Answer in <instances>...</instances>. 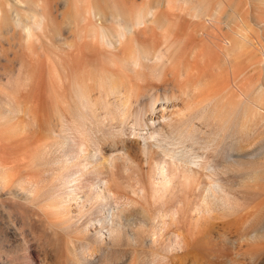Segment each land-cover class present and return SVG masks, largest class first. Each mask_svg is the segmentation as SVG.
Returning a JSON list of instances; mask_svg holds the SVG:
<instances>
[{
	"label": "rangeland",
	"instance_id": "rangeland-1",
	"mask_svg": "<svg viewBox=\"0 0 264 264\" xmlns=\"http://www.w3.org/2000/svg\"><path fill=\"white\" fill-rule=\"evenodd\" d=\"M16 6L20 8L18 9ZM151 8L155 10L154 16L149 17L150 19L145 25L134 28L130 37L140 47L152 50H164L167 43L173 42L178 50L177 56L180 64L176 71L170 65L156 63L150 65L146 62L133 69L131 66L121 63L123 57L121 48H109L102 41L104 32L117 30L130 21L132 14ZM198 9L211 14L214 21L203 23L201 19H192L187 14V12ZM0 11L2 12L0 15V156L6 157V153H8L9 158L15 160L20 154L18 157L20 159H16V164L13 163L15 165L13 173H17V175L13 176L14 179L11 178V182L0 184V264L90 263L82 256H88L91 249L88 252L85 251L86 253L82 252L78 241L85 239L92 242L91 235L94 233L92 227L90 226L89 233H85L82 229L80 231V227L72 226L70 224L72 221L63 223L59 217L53 216L54 214L49 211L53 210L51 204L56 202L54 199L56 196H51L55 192L58 197L65 196V193H61L66 190L68 183L60 177L62 169L64 167L67 169L63 171L67 175L76 170L73 172L78 179L75 181L71 176L69 180L70 184H73L74 192L81 197L82 202L72 201L69 214L73 220L77 218H82V221L90 219V224L96 223L97 216L92 208L94 203L97 204L94 201V197H96L94 184L99 183L104 175L98 176L96 173L86 172L79 164L77 156L83 153L85 143L88 144V142L91 143L90 147L93 146L91 149L97 151L99 159L101 157L100 150L103 154L120 147L119 149L124 152L127 151L128 154L130 152L131 158H129L132 160L124 163L127 167H122V162L118 163L120 165L116 167L117 169H113L118 170L124 179L130 177L132 178L130 180L135 181L138 178L141 182L137 180L133 181L134 185L132 183L136 189H141L143 186L146 189L148 187L152 189L150 184L154 182V180L152 181L153 173L147 170L148 167L151 169L150 155L148 156L146 153L143 155L144 152H141L143 149L142 135L146 136L150 129L143 126L142 123L139 125L137 123L138 120L140 123L148 116V113L147 115L142 113L151 96L158 99L156 104L158 112L153 115L154 120L162 114L167 116L172 114V117L183 119L184 112L183 115L180 113L187 102L192 104L218 96H226L231 102H235L239 94L238 90H244L251 95L253 86L264 85V26H259V23L264 22V0H171L169 4L168 0H0ZM93 11L99 14L93 16ZM197 23L201 25L199 26ZM195 24L197 27L199 26L198 31ZM203 26L205 30H203ZM28 30H31L32 34L29 35ZM186 31L190 32L185 35ZM200 31H203L202 34ZM194 32L198 35H194ZM229 42L233 47L231 49L230 46V49L227 50ZM197 49L200 51L199 56L197 60H193L191 54ZM225 53H228L230 62L223 64ZM108 77L110 81L107 79ZM99 78L106 79L102 86L98 84ZM110 82L117 84L121 93L124 92L123 95L118 96V94L110 93L108 90ZM191 84L193 86L199 84L201 93L195 94L188 100L182 96L181 92L192 86ZM78 90L79 92H77ZM124 95L132 96L129 100L130 110L136 116H131L129 121L127 120L128 122L122 123V125L117 117L119 112L114 105ZM167 95L168 98L172 95L169 98L170 101L166 97ZM22 96L31 111L45 113L49 117L47 121L50 122L44 120L32 122V124L25 118L28 120L27 122L22 115L13 117V113L6 111L16 107ZM86 96L94 101L93 105L86 104L84 98ZM91 108L93 111L90 110ZM261 110L260 113L258 112L259 115L254 113L252 116L250 115L251 117L249 116L248 125L252 130L249 129L246 136L244 135L247 141L244 138L245 148L242 153L249 154V156L247 155L249 158L263 145L258 141L264 139V130L261 132L255 130V128L259 129V124L261 126L264 124V108L261 107ZM108 112L113 113L108 114ZM60 115L68 124L69 137L72 136L71 140L74 139L67 148V153L69 152L70 156L72 155L70 153H74L70 158L75 159L69 164L53 163L51 160L54 153L50 151L47 159L42 158L38 162L39 165L37 163V168H39L37 179L41 184L39 191L29 193L30 195L22 192L23 189H20L21 186L16 183H18V179L24 177L23 171L27 166V159L34 154L35 145L44 146L46 142L52 141L48 130L53 127V123L60 124ZM104 115L108 117L105 118ZM10 116L11 118H9ZM77 116L79 117L77 118ZM18 117L20 119L23 117L21 120H24V122L22 121L25 124L24 128H20L16 124V120H20ZM194 124L198 129L197 139L205 137L208 132L206 124L198 120H195ZM40 128L41 132L32 139L30 148L23 149L24 147L21 146L19 150H23L22 152L12 150L13 146L8 143L10 139H13L12 137L30 136L31 133L40 131ZM162 132H165V135L168 134L166 131ZM162 132H160L161 135H164ZM217 138L213 142L214 146L212 145L209 150L202 151L205 148L200 147L199 143L195 144L192 150H195L197 154L203 153L204 160L213 166L208 171V175L215 174L212 177L221 182H229L230 178H232L230 181L235 180L236 175L232 173L234 177L231 173L232 176L229 173L225 174L221 167V150L224 152V149L228 148V139L226 138L224 143L219 137ZM1 145H4L6 149ZM38 145L37 147H40ZM2 148L5 149L4 152ZM151 149L152 156L153 153L156 156V148ZM217 150L220 151L221 156L215 152ZM236 154L235 152L234 155ZM249 158L247 160L253 161ZM260 158L255 160L260 161ZM135 162L138 165L134 164ZM135 165L140 169V172L138 168H135ZM124 167L126 168L122 170L121 168ZM16 168L18 169L16 170ZM129 169L132 171L129 172ZM143 169L144 172H142ZM146 170L149 176L148 178L144 177L147 178L146 180L150 178L148 184L143 177ZM133 171L136 172L133 173ZM123 173L124 175L127 173L125 177ZM134 176L136 178H133ZM16 178H18L17 181ZM142 182L146 183L148 187ZM262 182L264 179L260 180V183ZM99 187L102 188V185L99 184ZM150 189L147 190L145 198L143 195H141L143 198H139V195L135 196L130 193L132 200H126L123 195L113 202L114 208H126L125 216H127L124 219L125 221L130 220L133 228L139 227V216L142 214L151 218L156 215L159 208L164 212L165 208L174 204L184 206V210L187 212L190 207L202 200L197 193L189 199L185 198L184 190L186 188L182 187L180 190L183 189V192H178L179 188H177V192L172 193H176L173 196L170 195V192V196L165 193L164 196L161 195V198L155 194V197H158L155 202L154 194L152 195L153 192ZM200 192L201 190H198V193ZM179 199L181 202L178 201ZM64 206L66 205L64 204ZM164 220L166 225L162 229L155 230L154 243L151 241L148 244L141 241L136 244L125 242L118 246L116 251L112 250L109 251L110 254L108 252L104 255H101L97 250L94 252L92 250L89 256L96 255V262L90 264H169L168 258L181 249L176 250L175 246L177 247V245L170 242L169 230L171 228L167 225L169 218ZM64 224H67L68 227L65 228ZM255 244V242L250 243V248H254ZM256 249L258 248L256 247ZM239 252H242L239 257L243 260V264L254 263L252 250H245L242 245ZM80 253H85V255ZM256 263L264 264V254L256 260ZM187 264L191 263L188 261Z\"/></svg>",
	"mask_w": 264,
	"mask_h": 264
},
{
	"label": "bare ground",
	"instance_id": "bare-ground-1",
	"mask_svg": "<svg viewBox=\"0 0 264 264\" xmlns=\"http://www.w3.org/2000/svg\"><path fill=\"white\" fill-rule=\"evenodd\" d=\"M169 2H171V0H168V4ZM145 10H139L136 13L132 14V18L130 19V21L126 25L123 24L122 26H120L117 30L112 31V32H104L102 34V41L109 48H114V49L121 48L123 51V57H122L121 63L127 64V66L129 65L133 69L140 67L143 63L146 62V63H150V65L155 64V63L159 65H170V66H173L175 68L174 71H176L179 68L180 64L178 62V56H177L178 50H177L176 45L173 42L168 41L169 43H167L164 50L163 49L162 50H152V49H148L145 47H140L132 39V37H130V34L134 28L145 25L148 22V19L154 16V11H155L154 8H151L149 10L147 9V11ZM1 13L2 12L0 11V15ZM92 14L93 16H97L99 13H96L93 11ZM187 14L192 19L193 18L201 19L203 23H211L214 21L211 18V14L209 15L208 13H205L204 11H199V9L193 12H187ZM215 14H217V12H215ZM37 22L39 21L37 20ZM197 25L200 26L201 24L197 23ZM199 26L197 27V29L195 27L197 31H198ZM259 26H264V22L259 23ZM36 30L38 32V29ZM40 30L42 31V29ZM203 30H205L204 26H203ZM197 31L196 33H198ZM189 32L186 31L185 35L188 34ZM202 32L200 31L201 34ZM28 33L29 35L32 34L31 30H28ZM196 33L194 32L193 34L196 35ZM99 37L101 38V35ZM188 37H191V36H188ZM230 46H231V43L229 42L228 48L224 46L223 47L229 50ZM232 47L233 46H231V49ZM199 52L200 51H198V49L196 51H193V53L191 54V58L193 60H197V57L199 56L198 54ZM224 56H225V59L223 61V64L229 63L230 57L228 56V53H225ZM107 79L110 81L109 77ZM105 80H106L105 78L103 80L102 78H99L98 79L99 86H102V84L106 82ZM253 88L254 89L252 90V92H250L252 93L251 95L249 94V92L247 94L244 90H238L239 94L237 95L236 97L237 99L235 102H231L229 99H227L226 96L209 97L207 99H204L202 101H197L196 103H192V104L187 102V104L185 105V108H182L184 111L180 109L181 113L179 112L180 114L184 112V115L182 114L184 116L183 119L182 118L179 119L178 117L177 118L172 117L171 116L172 114L168 116L162 114L159 118L154 120L153 115L156 114V112H158L157 107H156L158 99L156 100L155 97L151 96L146 102L144 109H143V113H142L143 115H147L148 113V116L146 117L145 120L143 119L142 121H140V123H139V120L137 119L138 120L137 123L138 125L142 123L143 126H146L148 129H150V131L148 132V134H146V136L142 135V141H143L142 150L144 151L141 150V152H144L142 153L143 155L145 153L148 156L150 155L149 157L150 161L149 160L148 161H149V165L151 166V169L148 167L147 170H150L149 172L152 171L153 173L152 181L154 180V182L150 184L151 185L150 187L152 189H150L147 186L149 179H150L149 178L148 180H146L149 176V174L147 173L148 172L147 170H146V174L143 175V177L144 176L147 177V178L144 177L146 181L143 180L147 182V184L146 183L144 184V182H142V184L146 185L148 189H146V187L144 186L141 188L140 185L138 186H140L139 188L141 189H136L133 186L134 180L133 181L130 180L132 178L129 177L128 179L126 177V179H124L119 174L118 170H114V169H117L116 167H119V165L122 162H123L122 164V167H123V166H126L124 165L126 161L132 160L130 159L131 158V155H129L130 152L129 154L127 151L124 152V150L119 149L120 147L117 148V150H115L116 149L115 148L114 150H110V152L108 153L104 152L103 154H102V150H100L101 157L99 159L97 158L98 156L97 151L91 149L93 148V146L90 147L91 143L89 144V142L87 141L88 144L85 143V147L83 148V150L80 148V150H82L83 153L77 156L79 157V160H78L80 162L79 164L80 166H82V168L86 172L96 173V175L98 176L104 175L103 178L100 179L99 183L94 184L96 186V190H95L96 197H94L95 199L94 201H96L97 204L94 203L92 208L95 211L96 216H97L96 218L97 224L96 223L90 224L89 222L90 219L86 221H82L81 220L82 218L81 219L77 218L73 220V217L70 216L69 211H70L71 202L78 201V203H80V201L82 202V199L80 196H78L74 192V188H72L73 184L71 185L70 180H69L70 179L69 177L71 176L74 178L75 181L78 179L76 177V174L74 173L76 170L75 171L73 170L74 172L70 171L71 173L67 175L63 173V171L66 169L65 167L62 169L60 177L63 180H65L66 183H68L67 184L68 186L66 190L64 189L66 192L64 190H63L64 192L59 190L62 192V193L60 192L61 194L65 193L64 194L65 196L63 197L61 195L62 198L60 196L58 197L57 195H55L56 192L53 193L54 194L53 196L50 195L51 197L56 196L54 198L56 202L51 204V207L53 210L49 212L51 214H54L53 216H55L56 218L59 217L63 223L72 221V223H70L72 226L80 227V231L82 229V231L83 232L85 231V233H89V228L90 226L92 227L93 232H94L91 235L92 242H89L90 240L87 241L85 239L78 241L80 243V246H81L80 250H82V252L83 251L88 252L91 249V251L93 250L92 252L97 250L101 255H104L108 253L109 251H112V250L116 251L117 247L124 244L125 242L136 244L141 241V242H145L146 244H148L151 241L154 243V234L156 233L155 230L162 229L163 226L166 225V221L164 219L169 218V220L167 221V225L168 227L171 228L169 230V235H170L169 237L171 239L170 242L171 243L173 242L174 244L177 245V247L175 246L176 250L181 249V251L173 254V256L168 258L167 262L169 264H187L188 261L191 264H243V260L240 259L239 257V255L242 254V252H239L240 247H242V245L245 247V250L253 251V257H252V259L254 260L253 264H257L256 260L262 254H264V242H263V239H264V182H262L263 184L260 183V180L264 179V159H262L264 157V139L258 141V143H263L262 148L261 149L259 148L260 150L258 149L259 151L251 155L250 158L247 157V155L249 156V154L242 153V151L244 150L243 148H245L244 138L246 134L248 133V131H250L249 129H251L250 125H248V120L254 113L259 115L258 112L260 113L263 110V109L261 110V107L264 108L263 107L264 106V85L262 84L258 86H253ZM108 90L110 93L114 95L118 94V96L123 95L124 93V92L121 93V89L119 88L117 84H111V82H110V86ZM77 92H79V90ZM181 93H182V96H185L186 99L189 100L195 94L199 95L201 93V88L199 84H196L195 86L192 85V86L187 87ZM248 95L250 96V98ZM129 96L127 97L126 95H124L121 98L119 97L120 99L118 98L119 100L116 103L114 102L116 104L114 106H116V110H118L119 112V116L117 117H119L120 119L119 122H121V124L122 123L125 124V122H128L131 116H134V117L136 116V114L130 110L131 106H130L129 100L132 96L131 95ZM166 97L168 98V95ZM84 98L86 99L85 102L87 105L94 104V101L89 96H86ZM17 104L18 105H16V107L6 110L9 113H13L14 114L13 117H15V115H22L24 119L27 118L28 120L31 121V123L32 122L36 123V122H40L44 120L47 121L49 119V117L45 113H40L39 111H31L30 107H28V103H26L23 96L21 97V99H19ZM90 110H92V108ZM185 111H187V113H185ZM110 113H113V112H110ZM110 113L108 112V114ZM149 114H151V116H149ZM260 115L262 116V114ZM78 117L79 116H77V118ZM104 117L106 118L108 116L104 115ZM9 118H11V116ZM18 118L20 119V117ZM20 120L19 121L16 120V124L18 125V127L20 126V128L21 127L24 128L25 124L22 123V121L24 122V120H21V121ZM195 120L203 122V124H206V128L208 127L207 135H205V137L203 136L201 139H197V136H196L198 129L196 125L194 124ZM59 121H60V124L58 123L55 124L52 122L53 127L50 128L51 130L50 129L48 130L50 131L52 141L46 142L44 146H40V144L39 145L37 144L40 147H37V145H35L36 149L34 150V154L30 156L29 159L26 158L28 161L26 162L27 166L25 168V171H23V173H25L24 177L20 180L16 178V181L18 179L17 181L18 183H16V185L18 184V186H21L20 189H23L22 192L24 191L25 193L29 194L32 192L39 191L41 184L39 180L37 179V174L39 173V172L37 173V170L39 169L37 168V163L42 158L47 159V156L49 155L48 153H50V151L54 153V156L53 157L51 156L52 157L51 161L53 163L63 162V164L64 163L69 164V163H72L71 161L75 159L73 157H72L73 159L70 158L74 153H70L72 154L71 156L68 154L69 152L67 153V150H68L67 148L71 145V143L74 140V139L71 140L72 136L70 138L68 135V132H67L69 131L68 124L64 121L62 115H60ZM47 122L49 123L50 121H47ZM81 124L83 123L81 122ZM259 125H260V127H258L259 129L255 128V130L261 132L262 130H264V124H262V126L261 124ZM84 126H81V127H84ZM162 131H166L168 132V134L165 135V132L163 133ZM40 132H41V128H40V131L37 130L34 133H31L30 136L26 135L23 137H12L13 139H10L9 142L8 141L6 142H8L10 145L13 146L12 150L22 152L23 150L20 151L21 149L19 150V148L21 146L24 147L23 149H25L26 147L30 148L29 146H30L32 139H34L36 135L39 134ZM160 132H162L165 136L161 135ZM217 137H219L222 141H224L226 138L228 139V148L226 147L224 149V152H222L221 150L222 156L220 154V151L217 150L215 152H217V154L219 153L220 156L222 157L221 158L222 159L221 161L222 171L227 175L228 173L229 175L233 173L234 175L237 176L235 180L233 179L234 181L233 180L230 181L232 179L230 178V180H228L229 182H221L219 179L212 177L215 174L208 175L209 173L208 171H210L211 168H213V166L204 160L203 153L197 154L195 150L194 151L192 150L194 148V145L197 143L200 144V147L205 148L202 151L209 150L211 146L213 145L215 138ZM87 138L89 139V137ZM4 145H1V147ZM223 145L227 146L226 144H223ZM153 147L156 148V156L154 155V153L152 156L151 148ZM234 150L237 153L236 155H234L235 153L233 152ZM59 153H62V154H59ZM7 156H8V153H6V157L0 156V184H6L8 182H11V178L14 179L13 176L17 175V173L16 174L13 173L15 169V165H13V163L16 164L15 161L17 162L16 159H18L20 154L19 156H17L15 160L14 159L12 160L11 158H9V156L8 157ZM21 157H24V156H21ZM247 158L252 159L253 161L247 160ZM256 158H260V161L255 160ZM134 164H136V162ZM70 165L73 166V164H70ZM136 165H135V168H136ZM126 167L121 168V169L124 170ZM17 169L18 168H16V170ZM131 171L129 169V172ZM135 172L133 171V173ZM139 172H140V169H139ZM142 172H144V169ZM139 177H140V174H139ZM133 178H136V177L134 176ZM137 180L139 179L137 178ZM13 182L14 180L12 181V183ZM140 182L138 184H140ZM99 184L100 186L102 185V188L99 187ZM182 187L183 189L186 188L184 190L185 198L189 199L192 195L194 194L196 195L197 193L199 197H201L202 199L201 202L198 204H194L190 208L188 207L189 210L187 212L184 210V206L182 207L179 204H174L168 208H165L166 210L164 212L161 211L159 208L156 215L151 218L148 217L146 214H142L139 216L140 223H139L138 228H133L132 222L130 220L125 221L126 216H127V215L125 216L126 208L124 207L114 208L113 206L114 200L121 198L123 195H125L126 200H132L131 198L132 195H135V196L139 195V198L140 197L143 198L144 196L147 195V190L149 191L150 189L153 192L152 195L154 194L153 197L155 198L154 201L156 202V200H158L156 199L157 196L158 197L160 196L161 198V195L164 196L165 193L169 195V192L171 195L172 193L177 192L176 191L178 190L177 188H179L178 192L179 191L181 192L183 189L180 190V188ZM198 190H201V192L198 193ZM235 190L236 192H234ZM58 193L59 192L57 191V194ZM155 194H157L156 197H155ZM141 195H143V197ZM173 195H176V193L172 194L171 196ZM26 197H30V196H26ZM159 200L161 201V199ZM178 201L181 202V199H179ZM253 201L254 202L256 201V202L254 203ZM64 204L66 206H64ZM64 215L65 216L67 215V217H65ZM62 227H63V224H62ZM64 227L66 228L68 227V225L66 224ZM85 237L87 238V236ZM252 242L256 243L254 248H250L249 244ZM256 247L258 249L255 250ZM76 248L79 249L78 247ZM233 250H235V252H233ZM91 251H89V253ZM85 253L83 254L85 255ZM89 253H88V256L85 255L86 257L82 256L84 260H87L90 263L96 262V255L89 256ZM110 253L111 252H109V254ZM80 254L83 255L82 253Z\"/></svg>",
	"mask_w": 264,
	"mask_h": 264
}]
</instances>
